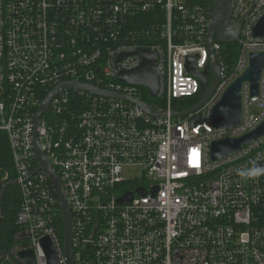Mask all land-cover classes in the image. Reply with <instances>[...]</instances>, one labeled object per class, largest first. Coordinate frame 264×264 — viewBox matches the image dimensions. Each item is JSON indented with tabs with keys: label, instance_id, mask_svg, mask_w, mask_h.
Masks as SVG:
<instances>
[{
	"label": "built area",
	"instance_id": "1",
	"mask_svg": "<svg viewBox=\"0 0 264 264\" xmlns=\"http://www.w3.org/2000/svg\"><path fill=\"white\" fill-rule=\"evenodd\" d=\"M263 16L264 0H234L231 17L243 22L232 71L218 60L215 38L214 93L196 112L173 118L174 101L201 96L185 64L195 57L201 73L209 63L211 18L202 2L0 0V134L10 153L0 165V219L10 186L19 199L7 255L27 264L20 253L31 251L35 264H48L46 238L58 264H67L63 208L47 171L38 169L36 133L67 202L73 264H264V174L239 175L264 167V132L233 154L215 161L210 154L212 142L241 138L264 123L263 66L256 96L248 82L241 85V123L211 124L213 107L249 67V55L264 53V37L253 36ZM138 50L156 56L153 98L143 86L118 80L140 66ZM65 83L122 94L166 115L62 90L36 125L42 103ZM135 169L141 179L132 178ZM126 193L131 199L118 202Z\"/></svg>",
	"mask_w": 264,
	"mask_h": 264
},
{
	"label": "water",
	"instance_id": "2",
	"mask_svg": "<svg viewBox=\"0 0 264 264\" xmlns=\"http://www.w3.org/2000/svg\"><path fill=\"white\" fill-rule=\"evenodd\" d=\"M234 0H215L214 7L211 15V20L208 26L207 33V46L209 52V63L205 66L204 70L199 73L195 65V57H188L186 59L185 68L191 75L197 77L200 81V102L187 110L181 112H171L173 118L186 117L197 110H199L212 96L218 83H219V66L216 60V56L212 50L213 40L216 38L217 42L223 45H232L238 43L240 28L243 22V18L238 21H234L231 17V10ZM254 37H264V16L256 23L253 28ZM137 53L141 56L142 62L140 66L130 72H121L118 76V80L122 83H128L136 86H143L146 88L151 98L155 97L158 88V79L152 67L156 62V56L153 52L148 50H138ZM264 66V53H251L249 55V67L246 69L243 75L235 79L227 88L225 93L219 102L213 107L211 114V124L214 129L226 128L230 129L238 126L241 123V85L243 82L250 84L251 96H256L258 93V81L260 73ZM209 69H211L213 80L211 86L206 90V85L209 76ZM62 90H84L90 91L98 96H103L112 99L128 100L139 105L146 113L152 116H165L166 113L162 112H149L148 104L142 103L134 98L124 96L122 94H113L105 91L98 90L93 87H89L77 83H65L58 86L40 106L36 115V125L40 116L44 113L48 103L52 97ZM264 132V123L260 125L253 132L238 138V139H224L222 141H215L211 143L210 154L211 160L215 161L224 156L237 152L244 143H250L256 138L260 137ZM34 145L39 161L38 169L43 167L50 178L54 191L56 192L62 208H63V222H64V252L67 259V264H73L72 259V247H71V221L70 214L67 206V202L64 193L61 190L60 184L56 178V175L51 168L48 160L41 152L37 143L36 133L34 134ZM138 194L143 195V189L136 191ZM131 194L126 193L118 202L129 201ZM2 208L0 209V217ZM44 251L47 257L48 264H58L56 255L53 248L48 241L44 238L41 241ZM20 258L27 264H35L33 254L31 251H25L20 253ZM0 259L8 261L9 264H18L12 260L5 251L0 250Z\"/></svg>",
	"mask_w": 264,
	"mask_h": 264
},
{
	"label": "trees",
	"instance_id": "3",
	"mask_svg": "<svg viewBox=\"0 0 264 264\" xmlns=\"http://www.w3.org/2000/svg\"><path fill=\"white\" fill-rule=\"evenodd\" d=\"M202 2L208 17L211 18L215 0H199ZM240 52L239 44L223 45L221 44L220 52L217 55L218 60L222 62L223 67L227 73L231 72ZM201 100L200 95L186 97L176 100L172 104V110L181 112L196 106ZM10 157L8 144L3 134H0V165L5 166ZM9 193L7 199L5 198L4 210L2 218L0 219V250L7 252L12 244V237L16 230L15 216L19 205L18 196H11L14 191H7ZM16 192V191H15ZM10 194V195H9ZM8 205V206H7ZM9 264V263H7Z\"/></svg>",
	"mask_w": 264,
	"mask_h": 264
},
{
	"label": "clouds",
	"instance_id": "4",
	"mask_svg": "<svg viewBox=\"0 0 264 264\" xmlns=\"http://www.w3.org/2000/svg\"><path fill=\"white\" fill-rule=\"evenodd\" d=\"M264 174V167L253 166L250 169L242 170L239 175L243 178H254Z\"/></svg>",
	"mask_w": 264,
	"mask_h": 264
},
{
	"label": "rangeland",
	"instance_id": "5",
	"mask_svg": "<svg viewBox=\"0 0 264 264\" xmlns=\"http://www.w3.org/2000/svg\"><path fill=\"white\" fill-rule=\"evenodd\" d=\"M180 1L184 2L186 0H180ZM212 80H213V77H212V73H211V74H209V77H208V81H207V85H206V90L211 86ZM147 100H148V98H147ZM129 172L132 173V178L141 179V177H142L141 176V173L138 170H136V169L133 170V171H129ZM8 191H14L15 192L16 191V187L10 186L8 188ZM7 193H9V192H7Z\"/></svg>",
	"mask_w": 264,
	"mask_h": 264
}]
</instances>
